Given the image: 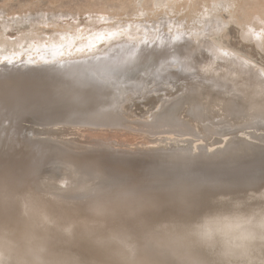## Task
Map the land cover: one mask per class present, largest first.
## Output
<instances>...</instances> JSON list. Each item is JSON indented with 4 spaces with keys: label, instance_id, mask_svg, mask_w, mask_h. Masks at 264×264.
<instances>
[{
    "label": "bare ground",
    "instance_id": "1",
    "mask_svg": "<svg viewBox=\"0 0 264 264\" xmlns=\"http://www.w3.org/2000/svg\"><path fill=\"white\" fill-rule=\"evenodd\" d=\"M143 1L135 0L133 2L134 7L142 11L163 9L160 12L166 11V16L164 14L161 17L162 21H155V25L152 24V26L148 22L150 26L146 23L147 26L139 25L140 23L143 24L145 20L138 22L140 30L138 28H136L138 31L130 30L131 33L127 35L128 39L124 40L125 43L135 41L137 46L124 50L122 53L112 48L117 43V38L113 40L107 36L108 40L104 41L106 46L102 47L100 42L102 46H96L92 50L84 49L83 52L78 50L79 52L76 53L72 51L76 55H69L71 58L67 54H65L67 55L66 58L58 57H61L59 53L62 50L61 44L63 42L54 40L52 43L51 38L53 36L50 38L40 36V40L33 44L40 49L43 40H46L48 43L45 44V48L40 49L41 52L46 54L45 58L52 53L49 58L57 59L43 64L34 61V65H31V62L20 65L14 62L16 58L14 60L11 58L13 52L8 54L0 51V118L5 113H3V109L10 108L3 103L16 104L22 101L23 98L21 97L29 98L30 94L17 92L21 85L23 88L27 86L35 88L32 85L36 86L37 81L42 82L51 80V78L59 79L62 77L64 80L61 82L66 83L65 81L68 80L74 86L78 85L82 89L74 91L70 85L67 91L58 92L60 95L56 94L55 96L59 97L54 99H61L63 93H69L64 94L67 96V101L60 102V105L66 110L67 123L72 118L73 121H76L75 118L78 119L80 117L78 114H81L82 117L85 116L86 118L84 117L85 119L82 121L81 117L80 120L78 119L79 121L85 122V124H93L92 128H83V130L76 127L78 131H81H79L80 133L83 132V135H80L86 137V141L90 139L96 144L108 145L114 148L113 153H129L126 156L131 160L130 155L135 156V153L142 154L144 151H151L150 154H154L152 151H160L158 153L163 152L157 154L160 158L177 159L175 157L182 155L176 153L177 150H195L200 147L197 142L207 139L208 136L230 135L231 138L225 140L223 148H219L220 150L217 149L213 153L207 152L206 157L212 161L225 155H227L225 157H237L233 160V167L237 169L236 172L218 171L214 172L215 174H210L215 170V168H211L208 171L188 174L176 171V167L171 164L162 163L165 166H160L157 162H143L155 174L154 176L150 174L152 179L153 177L156 179L155 177L158 176L162 180L160 183L156 182L157 184L151 183L155 180H149L152 185H148V183L145 184V177H149L148 173L142 172L143 169L141 168L144 167L140 168L142 171L137 167L140 166L137 162L139 157L136 156V159L134 157L132 162L128 161V157L123 158V160L127 159L124 160L126 163H121L118 160L119 164L118 161L116 164L108 158L113 165L128 170L123 174H118L119 176L115 173L116 177L113 174L106 185L97 187L95 193H91L90 187L92 185L90 186V184L92 182H89V179L86 180L88 176H85L83 172L86 179H78L77 176L75 178V173L77 174L80 169H87L88 171L98 169V172L103 169L104 171L106 167L109 169L111 165L107 164L109 163L108 160L102 162L104 155L99 156V159L91 158L81 161L79 156H76L77 154L74 155L76 157L72 158L73 155L71 157L69 153H75L64 146L66 149L63 147V150L66 155L62 154L64 156L62 159L60 157L61 152L55 153V157H52V162L60 168L58 170L63 175L61 178L58 176L61 179V184H59L61 186L55 191L53 190L56 195L53 196L54 199L49 201H52L54 206L51 205V208H47L48 210H42L32 204L33 200L38 199V197L35 199L36 191L31 190V185L28 186V190L27 185H23L19 181L18 175L22 170H25L27 165L22 158L25 151L20 149L18 153V150H13L15 148L11 146L12 149L9 150L8 148L9 151L7 152L5 146L9 147L10 144L3 143L6 152H0V264H264V151L257 153L258 150H264V146L255 140L251 141L247 137L238 135L240 131L246 128L264 129V80L260 73L254 70L253 66H249V61H251L249 57L246 56L249 60L247 61L240 53L237 52L238 54H236V51L233 52L234 50L231 51L222 47V44L217 42L218 39L211 38V36L216 35L215 32L217 34L223 32L221 28L218 29L220 30L219 33L213 28V25L223 21L221 16L210 20L205 16V20L203 15L201 16L205 20H201L205 22L203 29H198V27L191 29L190 27L191 31H198L199 34L193 33L192 36H187L183 41L175 44V46L178 45V47L186 49L178 55V59L166 57L163 59L162 64L164 66L161 67V72H154V69L148 68L151 74L141 77L138 75L139 80L137 79V82L131 85H120L119 79L117 80L119 76L107 73L108 69L121 67V70L126 71L130 65L148 62L162 53L167 47L165 39H170L171 35L164 34L156 40L150 39H153L162 29L175 30L180 27L179 20L175 23L173 22L176 20L175 18L172 20L170 15L168 17V13L170 14V10H172L171 7L178 4V0ZM214 1L216 3L218 0ZM237 1L239 0L231 1V4L237 3ZM244 1L251 3L252 0ZM186 2L184 0V3ZM205 2L207 4L205 8H209L211 1L205 0ZM178 6L179 4L177 9ZM196 6L193 7L196 8ZM212 6L215 5H211V9ZM121 7L124 8L125 6L122 4ZM186 7L189 8L187 3ZM180 11L183 12L181 8ZM172 13L178 14L173 11ZM210 13L206 12L205 14ZM144 14L147 15V12ZM213 14L214 16L217 15ZM113 17L110 20H113ZM198 21L200 20L198 19ZM119 22L121 20L116 23ZM106 27L104 30H108V32L113 30L112 26ZM123 27L122 29H124ZM101 30L102 28L99 29V31ZM62 32L59 33L60 36H62ZM113 32L111 33L113 34ZM176 32L179 34L178 30ZM74 34L69 33V35H73L72 40H75ZM99 35L102 36L103 33ZM94 37L96 38V36ZM139 38L141 40L138 41ZM85 39L86 37L82 40L85 41ZM202 41L209 42V45L213 47L211 48V55L220 59L219 63L213 62L202 50L200 51V60H208V62L203 65L198 63L199 59L193 51L196 49V45L201 46ZM67 44L63 49L69 45ZM82 45L80 43L78 46L81 47ZM31 50H33L32 47ZM14 51H18V48H15ZM24 51L28 52L29 50ZM24 51L20 53L21 56ZM65 52L67 53V51ZM206 53L208 55L209 52L206 51ZM7 55H9V59L6 61L4 58ZM191 55L194 60L190 61ZM88 56H92L91 60L84 61ZM17 60L19 61V59ZM184 64L185 67L181 66ZM171 65L178 67L168 68ZM104 68L108 69L104 70ZM157 68L155 69L157 70ZM151 85L154 86L149 88ZM151 93H157L155 96L158 99L149 97ZM147 97H149L147 103L142 105L139 100ZM61 101L63 100L61 99ZM47 108L44 112L48 110L52 114L51 110L53 109L50 108L51 110H49V106ZM41 109L44 108L41 107ZM55 111H59L57 113L60 116V112L63 110ZM55 115H57L56 112ZM137 115H140L141 120L147 119L142 122L143 125H140L141 121ZM62 121H60L61 125ZM1 122L3 121H0V125ZM75 124L78 125L79 122H75ZM5 125L4 129L0 126V134L1 131L6 133L9 125ZM94 125L96 128H93ZM54 126L56 129V125ZM62 126L60 128L63 131ZM51 127L49 126V129ZM60 128L57 127L58 130ZM64 131L63 133L67 135ZM139 131L144 132L143 135H140ZM154 133L158 136L154 137ZM64 134H62L63 137ZM245 134H250L251 138H256L251 135L252 133L245 132ZM62 135L60 134V136ZM60 145L62 146V144ZM3 147L1 145L0 150L1 148L3 150ZM241 152L260 155L249 158L257 159L261 166L258 168L248 167L245 171L240 170ZM108 153L110 152L106 154ZM149 153L147 154L150 155ZM118 154H113L115 157H112L117 159ZM142 156L143 160L147 159L144 158L145 155ZM85 162L87 163L85 164ZM243 162L245 163V161ZM137 170L142 173L136 172ZM134 172L135 174H133ZM46 174L49 173L46 172ZM108 175L110 177V174ZM137 179L139 182L135 183ZM129 184L136 187V190L142 189V191L123 190ZM49 191L52 194V191ZM26 192L30 195L31 200L23 198L22 194H26ZM55 209L58 214L52 212Z\"/></svg>",
    "mask_w": 264,
    "mask_h": 264
},
{
    "label": "rangeland",
    "instance_id": "2",
    "mask_svg": "<svg viewBox=\"0 0 264 264\" xmlns=\"http://www.w3.org/2000/svg\"><path fill=\"white\" fill-rule=\"evenodd\" d=\"M109 1L108 0H0V51H2L3 53H8V54H11L13 52L12 53L13 55L11 58H13V60L16 58V60H14V62H17L20 65L21 64H30V62H31V65H34L36 61H39L40 64H43L44 62H46V63L52 62V61L57 60V59H53V58L50 59L49 58V57H51L52 53L47 55V58H48L47 59V58H45L46 54H43V52H41V50H40L41 48H45L46 47L45 44H47L48 42L46 40H43V43H42L43 45L40 46V49L35 44L40 40L39 39L40 36L47 37V38L48 37L50 38L51 36H53L51 38L52 43H54V40H57L58 42H61V43L63 42L61 44V46H62L61 48L64 51H62V50L60 51L59 54H61V57L57 55L59 58H64V57L66 58L67 55H68V57H70L69 55H71V56L73 54L76 55L75 53L79 52V51L83 52L85 50H92V48H96V46L101 47L103 45L102 47H104L107 45L106 42H104L107 39V37H109L110 39H113V40H116V38H117V40H116L117 43L114 44L112 48H115L116 50L119 51V53H122L124 50H127L131 47L137 46V43L135 41H129L128 43L124 42V40L128 39L127 35L129 33H131V32H129L130 30L131 31H134V30L138 31V29L140 30L139 25H141V26H143V25L144 26H147V25L152 26V24L155 25V23H156L155 21H162L161 17H163L164 14L166 16L165 9H164V11H165L164 13L160 12L161 10L163 11V9H154V10L147 9L145 11H142L140 9H136V7H134L135 5L133 3L135 0H109ZM137 1H139V0H137ZM141 1L144 2L143 0H141ZM208 1H211V5H213V4L215 5V6H212L213 7L212 9H211V5L209 8H205V6L207 7L205 0H199V1L193 0V2H191V0H185V2L187 3V6H189V8L186 7V3H184V0H178V4H179L178 9L179 10L177 9L178 4L173 5L176 7H173V6H172L173 8L171 7L172 10H170L171 12L169 11L170 14L168 13V17L171 16L170 18L172 20L175 18L176 20H173V22H175V23H177L176 21L179 20L180 23L178 21V24H180V27H178V29L176 28L175 30H172L169 28H168V30H167V28L162 29L160 31V33L155 35V37H154L155 39L154 38L150 39V40H156L159 38V36H162L164 34L165 35H168V34L171 35L170 39H167V38L165 39L167 47L162 51L161 54H158L157 56H155L153 59L149 60L148 62L130 65V68L127 69L126 71L121 70V67L116 68V69L104 68V70L108 69L106 71L107 73H110L111 75L119 76V78H117V80L119 79L120 85L123 84L124 86L126 84L131 85V84L137 82V79L139 80L138 75L141 77L143 75L146 76L148 74H151V72L149 71L150 69H148V68L154 69L153 70L154 72H161V67L164 66L162 64L164 58L171 57L172 59L175 60V59H178V55L181 52L186 51V49H184V47H178V45L175 46V44H178L179 42L183 41L185 38H187V36H189V37L192 36L193 33L199 34L198 31H191V29H196L197 27H198V29L199 28L203 29L205 27L204 21L206 20V18L208 20H210V19H213L214 17L217 18V16L218 17L221 16V19L223 20V21H221L223 23L222 27H224V26L225 27L222 28L221 27L222 23L220 22V23H216L215 25H213V28L215 29V31L221 28V30L223 32H220V30H218V33L219 32L220 33L217 34L215 32L216 35L213 34L214 36H211V38L212 39L215 38L216 40L218 39L217 42L222 44V47L229 49L231 51L234 50L233 52L236 51L235 52L236 54L240 53L247 61H249V60L246 58V56L249 57L251 59V61H249L250 62L249 66H253V68H255L254 70L259 72L261 77L264 80V70H263L264 69V0H252V1L250 0L251 3H246L244 0H239V1H237V3H233L234 5L231 4L232 3L231 1H233V0H226V1L223 0L224 2H227L225 4L222 0H218L219 1V4H217L218 7L216 5V3L218 1L216 3L214 0H208ZM202 2H203V4H200ZM122 4L125 6L124 8L121 7ZM181 5H182V7H181ZM196 5H199L201 7L196 6ZM219 5H221L222 7H220ZM225 5H227V6L225 7ZM193 6H196V8ZM202 7H204V9H206V10L202 9ZM230 7H232V8H230ZM242 7H243V9H240ZM125 8H127V9H125ZM180 8L183 12L180 11ZM190 8H191V10H190ZM175 9H176V11H174ZM218 9H220V10H218ZM237 9H238V11H237ZM209 10H211V11H209ZM233 10L235 13L233 12ZM172 11L177 12L178 14L177 15H176V13L173 14ZM189 11H191V12H189ZM193 11H194V13L192 14ZM203 11H206L207 13H210V12L211 13L205 14L206 12L203 13ZM228 11H229V13H228ZM146 12H147V15L144 14ZM153 12H155V13H153ZM159 12H160V14H159ZM248 12H250V13H248ZM196 13H197V15H196ZM213 13H215L217 15L214 16ZM194 14H195V16H194ZM199 14H201V15H199ZM187 15H189V16H187ZM203 15H204V18L206 16L205 20H204V18L201 17ZM106 16H108L107 19H106ZM182 16H183V18H182ZM102 17H104L105 19ZM111 17H113L114 19L112 18L113 20H110ZM197 17H199L198 19L200 21H198V19H196ZM209 17H212V18H209ZM160 18H161V20H159ZM154 19H156V20H154ZM184 19H186V20H184ZM193 19H194L195 23L193 22ZM221 19H219V20H221ZM118 20L119 21L121 20V22H119L120 24L116 23V22H118ZM141 20H142V22L145 20L143 24L138 23ZM149 20H150V22H149ZM201 20H204L203 21L204 24ZM182 21H184L185 23ZM124 22H126V23L128 22L127 25H125L126 23H124ZM130 22H132V23H130ZM147 22L151 23V24L149 25ZM197 22H198V24H197ZM199 22H200V24H199ZM113 25L115 26V30H114ZM116 25H117V27H116ZM134 25L135 26L137 25V26L135 27ZM181 25H182V27H181ZM105 26H107L106 28H108L109 26L113 27L114 32H113V30L111 32H113L114 36L110 31H109L110 34H108L109 33L108 30L107 31L104 30ZM183 26H185V27L183 28ZM122 27L124 29H122ZM190 27H191V29H190ZM82 28H83V31H81ZM101 28L103 31H106V32H103L102 30H101L102 32L99 31V29H101ZM119 28H121V29H119ZM136 28H138V29H136ZM117 29H119V30H117ZM186 29H190V30H186ZM177 30L179 31L180 36H178L179 34L176 32ZM60 32H62L63 34L65 33L64 36H63V34H62V36H60L61 35V34H59ZM70 32H71V34L75 33L74 34L75 40H72L73 35L72 36L69 35ZM80 32H82L83 34ZM88 32H89V34H88ZM96 32L97 33L99 32V33L97 34ZM102 33H103L102 36L99 35ZM184 33H185L186 37L184 36ZM91 35L93 36L92 38H91ZM24 36H27V37H24ZM94 36H96V38ZM8 37L11 39H9ZM85 37H86V39H85V41H83L82 39H84ZM114 37H115V39H114ZM21 39H22V41H21ZM94 39H95V41L93 42ZM8 40H11V41H8ZM139 40H141V38H139L138 41ZM20 41H21V43H19ZM66 41H69V42L71 41V42H70V44H69V42H67L69 44L68 45L66 43ZM87 41H88V44H86ZM198 41H200V40H198ZM82 42H84V43H82ZM100 42L102 45L100 44ZM33 43H35V44H33ZM65 43L68 46H66L63 49V47L66 45ZM80 43L83 44L81 47L78 46V45H80ZM201 43H202V44H200L201 46L196 45L195 46L196 49L193 51L196 54L197 59H199L198 63L203 65L206 62H208V60H205V61L200 60L201 59L200 58V55H201L200 51L201 50L205 51V55L209 56L213 60V62L219 63L221 60L211 55L212 54L211 48H213V47L209 45V42L207 43V41H202ZM76 46H78L79 48L78 47L76 48ZM150 46H152V45H150ZM31 47L33 48V50L36 51V53H35V51L33 52V50H31ZM15 48H18V51H14ZM26 48L29 50L28 52L24 51V50H27ZM22 51H24V53L21 56L20 53H22ZM65 51H67V53ZM72 51H74L75 53ZM206 51L209 52L208 55H207ZM62 53H64V54H62ZM65 54H67V55H65ZM41 55H43V56L41 57ZM37 57H39V59H37ZM68 57H67V59H68ZM91 58H92V56H88L87 59H85V60L83 59V60L84 61L89 60V59L91 60ZM4 59H6V61H7L9 59V55L5 56ZM17 59H19V61ZM20 59H22V60H20ZM40 59H41V61L44 59L42 61V63H41ZM189 60L190 61L194 60L192 55H191ZM193 62H196V61H193ZM254 64L257 66H255ZM258 65H259V67H258ZM181 66L185 67V64L181 65ZM157 67H159V68H157ZM177 67L178 66H172V65L168 66V68H177ZM155 68H157V70ZM158 69H160V70H158ZM135 77H137V78H135ZM127 79L130 81H128ZM36 80H38V79L36 78ZM63 80H64V78L59 77V79L58 78H51V80L49 79L48 81H42V82L37 81L36 86L32 85L35 88H32V87L30 88V86L23 88V87H21L23 85H21L17 92L18 93L20 92L23 94H25V93L30 94L29 98L25 99L24 97H21V98H23V99H21L22 101L21 102L19 101L16 104H14V103L13 104L3 103L5 105H7V107H10V108H6V109L4 108L3 113L4 112L5 113L2 116V118H0V121H3V122H1V125H0L1 128H3L5 124L9 125L7 127L8 132L6 131V133H5L4 131H1V134H3V135L0 134V142L2 141L0 143V146L2 145V147H3V145L5 146V144L8 143V145L10 144L9 147H7V145L5 146L7 148V152L10 149H12L11 146L13 148H15L13 150H16V151L18 150V153H19L20 149H23L25 151L22 158H24L25 163H27V165L25 167V170H22V172L18 175L19 181L23 185L26 184L28 190H29L28 186L31 185L32 186L31 190L36 191L35 192V199L37 197H38V199L33 200L32 204H34V206L36 205V206L40 207L42 210H46L47 208H51V205H52V207L54 206L52 204V201L51 202H49V201L51 199H54L53 196H55L56 194H54L53 190L55 191L56 189H58L61 186V185H59V184H61L60 178L63 177V175L61 174V171L58 170L60 168L52 162V157L55 155V153L57 154V153L61 152L60 157L62 159L64 157V156H62V154H65L64 150H63L65 147H68L69 149L73 150V152L75 153V154L69 153V156L72 157V155H73L72 158L79 156L78 158H80V161H81L83 159L84 160H90L91 158L97 159L99 156L104 155L105 157L102 158V162H105L108 160L109 163H107V164L111 165V167L109 169H107V167H106L104 169V171H103V169H102V171H99V172H98V169L97 170L94 169L92 171H88L87 169H80V170H78V173H77L78 175L75 173V178L77 176L78 179H81V178L86 179L85 176H88L86 180L89 179V182L93 183V184L89 183L90 186L94 185L93 187L92 186L90 187L91 193H95V190L97 189V187L100 188V187L106 185V183L109 182L108 180L111 179V177H113V174H114V177H116V175H118L120 173L123 174V172H127V170H128V169H125L123 167L120 168L121 166H118V165L115 166V165H113V163H110V162L111 161L116 162V164H117V161L119 160L121 163H123L127 160V159H124L125 160L124 161L123 158H127L128 156H126V154H129V153H123V152H122L123 154H121V152L113 153L115 151V150H113L114 148L109 147L108 145L96 144L95 141H91L90 139H89V141L88 140L86 141V137L82 136L83 132L80 133L81 131L79 130L80 131L79 132L76 127L82 128L81 130H83V128L84 129L85 128L86 129L92 128L93 124L92 125L89 123L85 124V122L83 123V122L79 121L80 120L79 118L82 117L81 114H78V115H80V117L77 116V117H79L78 118L79 120L77 118H75L76 121H73L74 120L73 118H72L73 120L72 119L69 120V122H71V123L73 121L74 124L73 123L71 124L69 122L67 123L68 119H66V117H65L66 116V113H65L66 110H64V107L60 105V102L64 103L65 100L67 101V99H66L67 96L64 94H69V93H63V96H61V99L63 101H61V99L55 100L54 99L55 97L56 98L59 97V96H55V95L56 94L60 95V94H58V92L62 93L64 91H67L69 89L70 85H71V88L74 89V91L79 90L81 87L78 85L74 86V84H72V82H70V81L68 82V80L65 81L66 83L61 82ZM106 81H108V80H106ZM152 86H154V85H151L149 88H152ZM155 94H157V93H151V94H149V97L151 96L153 98L158 99L155 96ZM149 97L141 98V100H139V102L143 105V104L147 103ZM44 104H45V106H43ZM69 104H71V103L69 102ZM37 106L40 108H38ZM48 106H49V110H51L50 108L53 109V110H51L52 114H50L51 112L48 110H47V112H44V111H46L45 109H48L47 108ZM18 107H20V108H18ZM41 107L44 109L42 110ZM38 109H41V110L39 111ZM54 109L60 110V111L63 110V111L60 112L61 115L58 116L59 111H55ZM29 111H31L32 113ZM22 112H24V113L22 114ZM55 112L57 115H55ZM48 114L51 116H49ZM4 117H5V119H4ZM58 117L59 118L62 117L63 119L60 120ZM84 117L81 118L82 121L86 118V117L85 118ZM9 118H11V119H9ZM55 118H57V119H55ZM137 118L140 119V115H137ZM25 119H26V121H25ZM145 120H147V119H142V120L140 119V121H141L140 125H143L142 122ZM60 121L63 122L62 123L63 126L61 125ZM32 122H34V123H32ZM64 122H66V123L64 124ZM75 122L76 123L79 122V124L81 123L80 126H78L79 124L78 125L75 124ZM33 125H34V127H33ZM36 125H37V127L38 126L39 127L37 128ZM51 125H52V127H51ZM54 125H56V129H54L55 128ZM60 125L63 127L62 129H63V131L65 130L64 132L67 133V135L63 133V131L60 128L61 127ZM68 125H70V126H68ZM49 126L52 128V129L50 128L51 130L49 129ZM57 127L60 129L58 130ZM97 127H98V125H97ZM13 128H14V130H13ZM31 128H32V130H31ZM67 128H68V130H66ZM93 128H96V126L94 125ZM69 129L71 130V132H69L70 131ZM49 131H51V132L54 131V133H51ZM61 131H62V133H61ZM140 131H139V133H141L140 135H143L144 132H140ZM72 132H73V134H72ZM245 132L252 133L251 135L255 136L256 138H251L249 136L250 134L247 135V134H245ZM4 133H5V136H4ZM56 133L58 135H55ZM60 134L61 135L64 134V137H63V135L60 136ZM80 134H82V135H80ZM65 135H66V137H65ZM156 135L157 134L154 133V137H156ZM163 135H166V134H163ZM163 135H160V136H163ZM238 135L240 137L242 136L244 138L247 137V139H249V140L251 139V141L255 140L256 142H258L264 146V129L262 130V129H256V128H246V129H243L242 131H240L238 133ZM46 136H47V138H46ZM36 137H37V139H36ZM63 138H64V140H63ZM230 138H231L230 135H223L222 137L217 136V135L208 136L207 139H204L203 141L197 142V145H199L200 147L195 149V150H189V151L177 150L176 153L182 154L181 156L175 157L177 159L165 158V157L160 158V157H158L159 155H157V154L163 153V152L158 153L160 151H157V152L152 151V153H154V154H150L151 151H149L150 153L148 151L147 152L144 151L146 154L144 152L142 154L141 153H135L136 154V155L134 154L135 156H132L133 154L131 153L132 155H130V157L132 158L133 161H134V159H133L134 157H135V159L137 157H139L137 159L138 161L137 160H135V161H137L138 164L140 165V166H137L139 170L143 169V171L141 170L143 173H148L147 175L149 177H145V179H146L145 184L148 183V185H150L151 183L155 184L156 182L160 183L162 180L160 178H158V176L155 177L156 179H154V177L152 179V177H151V175L153 174L152 171L149 168H147L143 162H149V163L157 162L160 166L163 165L162 163H164L165 165L171 164V165L176 167V171H180V172H184V173H188V174L199 173L200 171H208L211 168H215V170L210 174H215L214 172H218V171H221L224 173L225 172H227V173L236 172L237 169H234L235 167H233V165H234L233 160L237 159V157H235V158L233 156L225 157V156H227V155H225L224 157H220V158L213 160V161L208 160V158L206 157L207 152L213 153V152L217 151V149L220 150L219 148H223L225 146V140L230 139ZM221 140H223L224 142H217V141H221ZM3 143H5V144H3ZM65 143H67V144H65ZM60 144H62V146ZM205 144H207V145H205ZM210 144H212V145H210ZM5 147H3V150L1 148L0 152H3V151L6 152ZM58 147H59V149H58ZM8 148H9V150H8ZM111 148H112V150H111ZM261 151L263 152L264 150H258L257 153L258 154L262 153ZM107 152H110L108 154H112V155L106 154ZM117 153H119L117 159L113 158V157H115L113 154H117ZM147 153H149L150 155H148ZM230 154H228V155H230ZM240 154L242 156L240 158L241 159V163H240L241 166L239 167L240 170L245 171V170H247L248 167L258 168L261 166V163L257 159H250L249 158V157L260 156V155L246 154L244 152H241ZM17 155H19V154H17ZM74 155H76V156H74ZM142 155H145L146 157L144 156V158H147V159L143 160ZM93 156H97V157H93ZM155 156H157V157H155ZM119 157H122L121 158L122 160ZM108 158L111 161H109ZM114 159H116V160H114ZM128 159H129V157H128ZM132 160L129 159L128 161L132 162ZM141 160H143V161H141ZM50 161H51V163H50ZM119 161H118V164L120 163ZM243 161H245V163ZM28 163H29V165H28ZM86 163L87 162H85V164ZM165 165H163V166H165ZM102 166H103V164H102ZM141 167H144V168H141ZM52 168H53V171H52ZM48 169L51 173L48 171ZM139 170H137L136 172L142 173ZM46 172L49 174H46ZM52 172H54L53 173V175L55 174L54 176L53 175L51 176ZM83 172H84L85 176H84ZM109 172H111V173H109ZM115 173H116V175H115ZM139 173H138V175H139ZM108 174H110V177ZM133 174H135V172ZM154 175L155 174H153L152 176H154ZM56 176L58 179L55 178ZM52 177L55 179H53ZM138 179L135 180V183H137V181L139 182ZM57 180H58V182H57ZM59 180H60V182H59ZM149 180H151V181L155 180V181L150 183ZM98 182H99V184H98ZM95 183H96V185H95ZM49 190L52 191V194ZM123 190H125V191L130 190V191H134V192L135 191H137V192L142 191V189L136 190V187H134L132 184H129V186H126ZM130 191H128V192H130ZM22 195H23V198H25L26 200H31L29 197L30 195H28L27 192H26V194L23 193ZM47 202H49V203H47ZM52 212H54V214H58L56 209L53 210Z\"/></svg>",
    "mask_w": 264,
    "mask_h": 264
}]
</instances>
